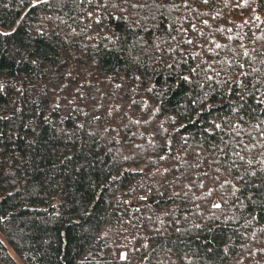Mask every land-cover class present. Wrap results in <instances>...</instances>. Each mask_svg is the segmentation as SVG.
<instances>
[{
	"label": "trees",
	"instance_id": "1",
	"mask_svg": "<svg viewBox=\"0 0 264 264\" xmlns=\"http://www.w3.org/2000/svg\"><path fill=\"white\" fill-rule=\"evenodd\" d=\"M0 264H264V0H0Z\"/></svg>",
	"mask_w": 264,
	"mask_h": 264
}]
</instances>
